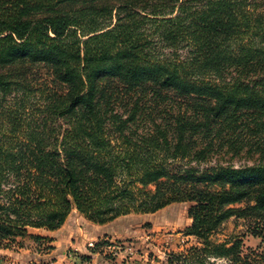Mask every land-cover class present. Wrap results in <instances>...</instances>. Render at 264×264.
<instances>
[{
    "label": "trees",
    "instance_id": "obj_1",
    "mask_svg": "<svg viewBox=\"0 0 264 264\" xmlns=\"http://www.w3.org/2000/svg\"><path fill=\"white\" fill-rule=\"evenodd\" d=\"M41 64L58 88L11 73ZM247 138L261 157L226 163ZM178 203L200 247L168 264H264L212 240L247 219L264 241V0H0V251L52 242L30 230L74 211L107 225Z\"/></svg>",
    "mask_w": 264,
    "mask_h": 264
},
{
    "label": "rangeland",
    "instance_id": "obj_2",
    "mask_svg": "<svg viewBox=\"0 0 264 264\" xmlns=\"http://www.w3.org/2000/svg\"><path fill=\"white\" fill-rule=\"evenodd\" d=\"M187 51L180 49L179 53L185 57ZM11 73L30 88H58L51 70L42 64L20 66ZM14 98L16 96L6 97L5 108L13 105ZM251 142L245 139L243 151L238 156H233L231 151L224 156V161L236 166L252 165L253 159L258 160L261 153L256 145L251 147ZM190 206L189 203H178L155 214L119 218L105 226L100 235L91 234L84 219L73 213L69 226L76 233L71 240L53 244L37 242L29 237L17 239L8 250L1 251L0 264H168L173 254L200 247L198 239L186 233L192 224L188 216ZM249 226L247 219H230L213 235L212 240L230 245L241 241L245 251L264 252V241L250 235ZM36 234L44 237L39 233L33 235ZM212 262L228 264L226 260Z\"/></svg>",
    "mask_w": 264,
    "mask_h": 264
},
{
    "label": "crops",
    "instance_id": "obj_3",
    "mask_svg": "<svg viewBox=\"0 0 264 264\" xmlns=\"http://www.w3.org/2000/svg\"><path fill=\"white\" fill-rule=\"evenodd\" d=\"M73 213H77V212H73ZM72 213V214H73ZM71 214V215H72ZM78 214V213H77ZM70 215V217L68 218V220L66 221V223L64 224V226L61 228V229H59V230H57V231H47V230H44V229H33L34 231H36V232H34V233H39V235H42V236H44V237H48V238H50L51 240H53L52 242H53V244H55V242L56 243H59L60 241L61 242H66V241H68L69 239L71 240L73 237H74V233H76V232H73L71 229H72V227L71 226H69V224H70V220H71V216ZM79 215V214H78ZM133 215V214H132ZM80 216V215H79ZM129 216H131V215H128V216H125V217H129ZM80 217H82V216H80ZM83 219H84V221L87 223V228H88V230H89V232L91 233V234H93V233H95L96 235H100L101 233H102V231H103V229H104V227L105 226H107V225H109V224H111V223H109V224H107V225H96V224H93V223H91V222H89L88 220H86L84 217H82ZM121 218H123V217H121ZM119 219V218H118ZM118 219H116L115 221H117ZM114 221V222H115ZM113 223V222H112ZM105 231V230H104ZM31 233V232H30ZM33 232L31 233V234H34ZM104 233V232H103ZM36 235H38V234H36ZM0 253H1V251H0Z\"/></svg>",
    "mask_w": 264,
    "mask_h": 264
}]
</instances>
